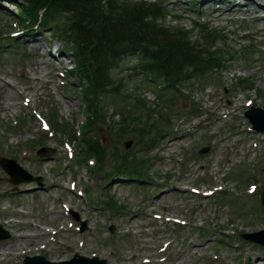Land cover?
Returning <instances> with one entry per match:
<instances>
[{"label": "rangeland", "instance_id": "1", "mask_svg": "<svg viewBox=\"0 0 264 264\" xmlns=\"http://www.w3.org/2000/svg\"><path fill=\"white\" fill-rule=\"evenodd\" d=\"M0 1V31L11 32L12 26L13 31L26 32L14 17L19 1ZM143 1H162L179 17L176 21L169 17L167 22L189 29L195 38L200 26L221 30L226 43L239 50L236 58L213 77L196 78L177 92L162 90L144 73L134 71L137 56L120 61L113 81L122 80L130 95L124 99L104 95L101 100L107 104L105 124L109 127L102 126L99 132L108 159L116 150L138 155L144 163L151 159L147 166L151 181L142 175L144 182L135 185L130 176L116 174L108 181L91 172L85 161L76 159L79 139H71L68 132L53 133L52 110L57 121L68 120L75 130L84 120L79 80L67 72L73 63L63 50L64 40L53 37L49 27L34 31L37 34L31 41L25 34L16 35V43L1 47L0 77L16 91L0 79V157L14 158L32 174L42 176L43 186L21 183L13 191L14 184L0 166V224L10 234L0 239V264H22L26 255L35 254L50 260L69 259L75 252L106 257L108 264H264V247L239 237L240 232L264 228L257 193L264 189V133L250 130L244 116L251 100L253 106L264 108V56L257 60L259 56L240 57L246 49L264 50V0H232L233 5L227 0ZM238 4L240 10L228 11ZM257 6L261 12L255 10ZM49 41L50 48H59V58L50 54ZM35 42L41 44L39 50ZM241 76H251L252 86L239 85ZM67 78L72 81L70 89L61 85ZM121 107L138 117L129 120L115 115ZM41 117L49 122L50 130L45 131ZM19 119L12 128L10 123ZM122 121L124 127L129 122L134 133H117ZM149 128L166 131L144 156L142 151L137 153L134 137ZM44 131L48 134L44 146L54 151L40 158L32 149ZM130 139L133 144L125 148L124 142ZM66 142L74 151L73 158ZM207 146L208 152H198ZM213 181L223 189V199L217 191L211 196L191 194L196 186L206 193ZM250 182L256 184L253 194L248 190ZM87 188L88 194L77 195ZM108 195L122 207L98 205ZM69 209L87 221L84 232H78ZM111 225H115L112 234ZM220 228L222 234L234 232L231 237L235 239L220 241ZM164 242L170 243L169 248L159 252ZM14 247L18 248L15 253Z\"/></svg>", "mask_w": 264, "mask_h": 264}, {"label": "trees", "instance_id": "2", "mask_svg": "<svg viewBox=\"0 0 264 264\" xmlns=\"http://www.w3.org/2000/svg\"><path fill=\"white\" fill-rule=\"evenodd\" d=\"M24 13L36 22L41 10V21L48 25L57 19L65 22L58 29L71 45L70 53L81 78L88 81L86 96L93 117L105 121V108L98 95L107 91L111 71L122 56L138 54L142 69L168 88L176 87L196 76L222 67L226 54L214 47L219 33L203 31L201 42L193 39L191 32L181 25L167 22L170 12L162 2L143 0H24ZM174 19V18H173ZM64 28V29H62ZM94 96V98H91ZM124 111V110H123ZM122 111V112H123ZM121 112V113H122ZM122 117L133 119L130 111ZM117 133L130 129L122 121ZM109 127V125H107ZM110 129V128H109ZM133 132V131H132ZM87 152L99 160L106 154L100 140L92 139ZM138 161L125 159L117 166L119 171H137Z\"/></svg>", "mask_w": 264, "mask_h": 264}, {"label": "water", "instance_id": "3", "mask_svg": "<svg viewBox=\"0 0 264 264\" xmlns=\"http://www.w3.org/2000/svg\"><path fill=\"white\" fill-rule=\"evenodd\" d=\"M248 117L253 122L254 127L258 130L264 131V109L262 108H252L247 112ZM46 152V149L42 150L40 153ZM2 166L10 173L11 180L14 183H19L22 181H32V180H40L38 177H34L21 168L15 160L4 159L0 160ZM262 203L264 205V192L261 194ZM5 235L0 230V238ZM244 238L254 240L256 242L264 245V230L254 234H246L243 235ZM24 264H106V260H100L99 258H88L82 255H75L71 260L62 261V262H52L48 261L43 256H34V257H26Z\"/></svg>", "mask_w": 264, "mask_h": 264}, {"label": "bare ground", "instance_id": "4", "mask_svg": "<svg viewBox=\"0 0 264 264\" xmlns=\"http://www.w3.org/2000/svg\"><path fill=\"white\" fill-rule=\"evenodd\" d=\"M205 1H207V0H205ZM229 3H231L232 5L235 3V2H233L232 3V0H227ZM238 10H240V5L238 4V5H236V6H234V7H232V8H230L228 11L229 12H235V11H238ZM241 10H246L245 8H243V9H241ZM255 10H257V12H261L262 11V7L261 6H257L256 7V9ZM217 12H218V14H220L221 16H224L225 14L224 13H222L221 11H219V10H217ZM217 14V15H218ZM263 21H264V19H263ZM34 46H36L37 47V50H39L41 47V44L39 43V42H35L34 43ZM43 63H45V64H47L46 62H43ZM0 79H2V81L8 86V87H11L12 88V90L14 89L15 91H16V89L15 88H13L11 85H8L7 84V82H6V80L3 78V77H0ZM23 98H25L24 96H22ZM9 99H11V98H9ZM174 146H170V148H173ZM38 228H41V227H39V226H37ZM18 246V245H17ZM16 246V247H17ZM16 247H14V248H12L11 249V251L13 252V253H15V251L16 250H18V248H16Z\"/></svg>", "mask_w": 264, "mask_h": 264}]
</instances>
